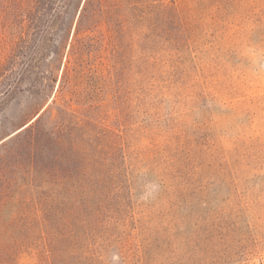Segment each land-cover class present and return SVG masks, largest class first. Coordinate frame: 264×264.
<instances>
[{
	"label": "rangeland",
	"instance_id": "374dc122",
	"mask_svg": "<svg viewBox=\"0 0 264 264\" xmlns=\"http://www.w3.org/2000/svg\"><path fill=\"white\" fill-rule=\"evenodd\" d=\"M84 3L52 34L37 12L0 9V143L53 100L114 134L135 219L103 264H264V0L160 1L180 18L156 2L117 73L107 27L76 35ZM82 43L98 94L85 103L58 92Z\"/></svg>",
	"mask_w": 264,
	"mask_h": 264
},
{
	"label": "trees",
	"instance_id": "16d2710c",
	"mask_svg": "<svg viewBox=\"0 0 264 264\" xmlns=\"http://www.w3.org/2000/svg\"><path fill=\"white\" fill-rule=\"evenodd\" d=\"M160 1L85 0L76 35L107 27L117 73L143 30L155 26L156 2L160 12L181 17L177 8ZM56 2L3 0L0 9L17 17L26 10L32 17L37 12L52 34L67 25L73 0H58L60 9ZM87 39L92 38L76 43ZM86 46L71 47L58 87L62 97L79 103L98 96ZM56 101L0 145V215L7 208L10 215L0 225V264H103L106 247L124 245L125 229L135 219L133 182L114 134L107 141L104 131L60 109Z\"/></svg>",
	"mask_w": 264,
	"mask_h": 264
},
{
	"label": "water",
	"instance_id": "95a60500",
	"mask_svg": "<svg viewBox=\"0 0 264 264\" xmlns=\"http://www.w3.org/2000/svg\"><path fill=\"white\" fill-rule=\"evenodd\" d=\"M37 117H38V116H37ZM37 117H36V118H37ZM36 118H35V119H36ZM27 126H28V124L25 125V126H23L22 128H20V129L17 130L16 132H14L13 134H11L10 136H8L7 138H5L1 143H3V142H5V141L9 140L10 138H12L13 136H15L16 134L20 133V132L23 131ZM1 143H0V144H1Z\"/></svg>",
	"mask_w": 264,
	"mask_h": 264
}]
</instances>
